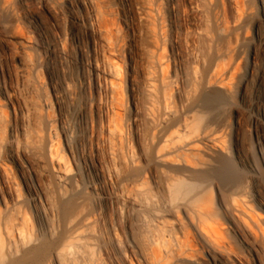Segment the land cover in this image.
<instances>
[{"label":"rangeland","instance_id":"obj_1","mask_svg":"<svg viewBox=\"0 0 264 264\" xmlns=\"http://www.w3.org/2000/svg\"><path fill=\"white\" fill-rule=\"evenodd\" d=\"M0 240L1 264H264V0H0Z\"/></svg>","mask_w":264,"mask_h":264},{"label":"bare ground","instance_id":"obj_2","mask_svg":"<svg viewBox=\"0 0 264 264\" xmlns=\"http://www.w3.org/2000/svg\"><path fill=\"white\" fill-rule=\"evenodd\" d=\"M57 158L62 160L59 154L57 155ZM188 189L189 187L187 183H185L184 181H180V180L176 181L172 186V191L174 192L176 196H179L182 193L187 192ZM193 218L195 221L198 222L199 227L202 228V231L215 244V246H217L218 248H222L224 240H225L224 231L221 228V226L214 221V219L216 218V214L213 211L212 207L210 205L196 206L194 209ZM244 222H246V224L250 226L247 220H245ZM251 229L254 232V234L258 236V230L256 231L254 230V228H251ZM35 250L36 251L34 252V255H31L32 258H30L31 256L29 257L30 260L29 258L27 259V257L25 256L23 259L12 261L9 264H38L44 259L48 251H50L48 248H40L38 250L37 249ZM4 253H5L4 243H2V241L0 240V264L2 263V259L4 258ZM163 253L161 251H158L155 253L154 257L158 262H162V264H165L163 263L164 258H165ZM215 258L216 260L219 261L218 257H215ZM45 264H48V263L45 262Z\"/></svg>","mask_w":264,"mask_h":264}]
</instances>
